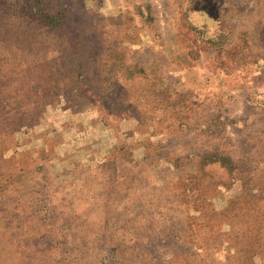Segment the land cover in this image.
<instances>
[{
  "label": "rangeland",
  "instance_id": "1",
  "mask_svg": "<svg viewBox=\"0 0 264 264\" xmlns=\"http://www.w3.org/2000/svg\"><path fill=\"white\" fill-rule=\"evenodd\" d=\"M0 264H264V0H0Z\"/></svg>",
  "mask_w": 264,
  "mask_h": 264
}]
</instances>
